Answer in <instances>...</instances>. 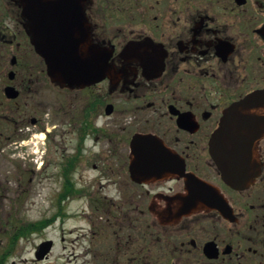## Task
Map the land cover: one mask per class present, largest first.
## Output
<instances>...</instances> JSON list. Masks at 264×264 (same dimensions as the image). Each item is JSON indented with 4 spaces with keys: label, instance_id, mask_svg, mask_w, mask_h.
<instances>
[{
    "label": "flooded vegetation",
    "instance_id": "af4514ba",
    "mask_svg": "<svg viewBox=\"0 0 264 264\" xmlns=\"http://www.w3.org/2000/svg\"><path fill=\"white\" fill-rule=\"evenodd\" d=\"M81 1L64 30H83L104 70L70 86L36 52L48 20L0 0V200L11 182L30 196L55 182L32 235L57 231L88 264H264V0ZM251 96L252 131L219 164L212 134ZM39 244L32 264L53 252L39 259Z\"/></svg>",
    "mask_w": 264,
    "mask_h": 264
},
{
    "label": "water",
    "instance_id": "95a60500",
    "mask_svg": "<svg viewBox=\"0 0 264 264\" xmlns=\"http://www.w3.org/2000/svg\"><path fill=\"white\" fill-rule=\"evenodd\" d=\"M22 15L33 21L50 23L47 27L48 33H35L34 44L36 50L46 60L48 73L54 81L66 83L70 86L83 85L95 80H99L104 66L101 61V50L96 47H86L85 32L78 33L68 22L77 19L78 7L82 1L76 0H21ZM63 22V31L58 27V23ZM81 38V39H80ZM88 80L87 82H83ZM255 107V97H247L239 102H235L224 112L220 127L213 133L211 138V148L214 158L221 163L222 150L227 153L233 152L234 143L239 139L240 133L252 130L248 128L251 123V109ZM250 111V112H249ZM144 138L143 136H136ZM148 139V137H147ZM152 139H155L154 137ZM225 152V151H224ZM230 162L233 156L229 155ZM228 163V164H229ZM139 164V163H138ZM137 165V164H136ZM225 176L230 183L235 181L233 173H226ZM52 240H47L40 245L39 258H43L52 247Z\"/></svg>",
    "mask_w": 264,
    "mask_h": 264
},
{
    "label": "rangeland",
    "instance_id": "374dc122",
    "mask_svg": "<svg viewBox=\"0 0 264 264\" xmlns=\"http://www.w3.org/2000/svg\"><path fill=\"white\" fill-rule=\"evenodd\" d=\"M29 55L30 59H36L34 53L31 52ZM48 95L52 94L45 89L38 94L40 98ZM97 149H99V145ZM10 166V163L4 157H0V177L3 175L5 179L7 177L10 178ZM94 172L90 167H87L85 175L90 176ZM16 184L13 182L9 183L11 189L9 192H6L5 196H1L0 200V256L10 246L11 234L14 235L21 226L28 224L30 221H37L54 215L56 209L53 194L54 188L56 187L55 182L47 185L44 189L34 190L31 192V196L29 195L30 193L16 190ZM78 205V203H73L71 208L77 209L79 208ZM81 223H77L71 219L66 229L81 228L84 225ZM45 236V233L30 234L27 237L18 239L13 251L6 259L5 264H32L29 259L34 251L35 245L39 244ZM51 236L56 239L57 243L50 255V260L43 264H88L86 263L87 260L81 258L78 260L74 258L69 259L68 254L75 251L69 240L61 241L60 234L55 230L51 232ZM66 236L72 238L78 237L76 232L72 235L66 233ZM59 255L62 258H59Z\"/></svg>",
    "mask_w": 264,
    "mask_h": 264
},
{
    "label": "trees",
    "instance_id": "16d2710c",
    "mask_svg": "<svg viewBox=\"0 0 264 264\" xmlns=\"http://www.w3.org/2000/svg\"><path fill=\"white\" fill-rule=\"evenodd\" d=\"M40 222H34V223H28L24 226H21L14 235L11 234V241H10V246H8V248H6L3 253L0 256V264H5L6 259L8 258V256L11 254V252L13 251L14 246L16 245V243L18 242V239H21L23 237H27L28 235L31 234V232H33L36 229H40L39 224Z\"/></svg>",
    "mask_w": 264,
    "mask_h": 264
}]
</instances>
